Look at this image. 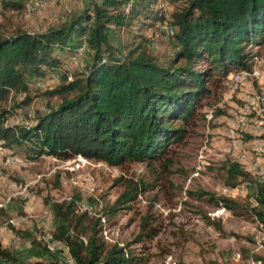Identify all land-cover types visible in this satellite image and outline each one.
<instances>
[{
  "label": "trees",
  "instance_id": "trees-1",
  "mask_svg": "<svg viewBox=\"0 0 264 264\" xmlns=\"http://www.w3.org/2000/svg\"><path fill=\"white\" fill-rule=\"evenodd\" d=\"M156 1L87 0L76 16L42 32L0 22V102L8 100L10 90L24 93L29 82L45 71L58 74L47 90L54 102L32 116L30 125L6 124L11 112L0 108V148L15 146L28 160L79 155L121 166L127 160L152 162L170 142L181 138L185 129L179 122L191 116L199 98L208 92L211 72L224 77L233 69L249 70L242 47L264 40V0H183L165 14ZM24 2L0 0V9L19 10ZM155 24L171 27L169 34L162 31L169 53L155 54L150 38L141 32ZM113 30L129 36L126 45L111 41ZM79 36L85 38L88 57L82 71L68 76L62 53ZM199 63L205 67L198 68ZM162 163L166 166L169 159ZM219 178L231 189L254 177L236 160L226 159ZM115 181L121 190L112 202L99 205L87 198L89 205H99L98 215L77 210L79 194L49 205L52 236L66 247L72 264L149 263L147 254L130 248L156 233L148 211L139 219L131 241L108 242L102 235L101 218L112 220L150 185L123 174ZM251 181L253 204L201 189L186 193L207 196L213 206L250 218L264 231V184ZM207 222L223 233L219 220L207 218ZM0 257L14 260L1 245Z\"/></svg>",
  "mask_w": 264,
  "mask_h": 264
},
{
  "label": "rangeland",
  "instance_id": "rangeland-1",
  "mask_svg": "<svg viewBox=\"0 0 264 264\" xmlns=\"http://www.w3.org/2000/svg\"><path fill=\"white\" fill-rule=\"evenodd\" d=\"M23 1V7L19 10L0 9V22L30 33L42 32L76 16L87 2L44 0L40 8L31 12L25 9L27 0ZM182 2L183 0H157L156 7L165 3L167 13ZM163 30L162 25L156 24L141 29L142 34L150 38L155 54L165 50L170 52L166 47ZM109 35L111 41L119 47L129 41V36L121 31L113 30ZM256 39L258 41L260 37L257 36ZM242 51L247 58L245 62L249 67L248 75L234 84L228 73L234 74L238 69L229 71L224 77L215 71L211 72L210 83L206 84L208 92L199 98L191 116L184 123L179 122L185 133L181 138L170 142L161 156L152 162L127 160L121 166H109L94 159H79L77 156L59 159L50 155L28 160L15 146L11 149L1 147L0 198L9 192L14 193L6 211H1V216L3 219L10 218L15 224L13 229L23 234L18 236L13 246H32L28 235L36 239L38 230L33 218L45 215L44 207L49 208L53 202L79 194L78 211L82 210L81 204L89 205L88 197L99 205L112 202L121 190L115 179L123 174L141 178L150 185L139 193L129 208L120 210L112 220L107 221L103 216L101 227L106 232V241H131L138 233L139 219L148 211L153 218L151 224L155 227V235L150 240L143 241L144 243L130 245L135 252L143 251L147 254L148 264H264V231L256 221L233 216L225 209L213 206L207 201V196L196 198L186 193L201 189L215 196H229L253 204L255 185L251 180L254 178L241 181L231 189L225 188L219 178L220 166L224 160L237 161L235 153L224 150L232 139H239L247 152L251 151L252 140L253 144L258 141L264 148V129L252 136L235 123L232 127L228 125L243 110L247 119L255 116V109L249 104V84L253 87V96L264 91V40L260 45L253 44V41L247 42ZM62 55L64 61V52ZM87 57L85 52L75 62H66L64 67L62 63V68L68 76L80 72L84 69ZM197 67L205 66L199 63ZM252 70L255 72L253 75L250 74ZM48 76L50 77L47 78ZM53 78L55 75L51 77L50 71H45L41 77L50 87L57 81ZM33 82L35 80L29 82L24 93L18 94L10 90L8 100L0 102V108L11 112L5 120L6 124L29 123V116L34 117L37 112L44 110L46 104L54 102V97L47 94L50 87H38ZM24 98L27 100L22 103ZM259 107L264 118V104H259ZM8 152L28 161L20 165L4 164L2 157ZM165 158L169 159L166 166L162 163ZM23 186L26 187L28 200L33 206L30 213L24 212L26 200L17 195ZM99 205H90L92 209L88 212L98 215ZM50 213L52 215L51 211ZM207 218L219 220L224 234L215 230L207 222ZM37 244L39 248L45 249L41 241L37 240Z\"/></svg>",
  "mask_w": 264,
  "mask_h": 264
},
{
  "label": "built area",
  "instance_id": "built-area-1",
  "mask_svg": "<svg viewBox=\"0 0 264 264\" xmlns=\"http://www.w3.org/2000/svg\"><path fill=\"white\" fill-rule=\"evenodd\" d=\"M43 4H44V0H27L25 3V9L27 11L32 12L40 8ZM159 8L162 14L166 13L167 6L165 3H161L159 5ZM163 27H164L165 32H167L168 34L171 33L170 26L164 25ZM87 51H88V48H87L84 36H79L77 38H74L73 42L68 43L64 47L63 52L65 55H64V61H63L64 63L63 67L65 66L66 62H69V61L75 62L79 55H82ZM50 73H51V77L54 74L55 78L53 79L57 80L58 74L57 73L55 74V72H50ZM254 73L255 72L253 70L250 71L251 75H253ZM228 75H230L232 81L234 82V84H236L237 82L242 81L245 78V76L248 75V72L247 70L238 69L236 73L234 74L228 73ZM49 77L50 76H48L47 78ZM33 83L34 84L36 83V86L38 87L43 86L45 89L46 87H50V85L44 83V79H41V78L35 79V82ZM44 85H47V86H44ZM248 87H249L248 94H251V97L249 99V104L253 105L252 108L255 109V116L251 119L250 118L247 119V117H245V111L243 110L241 114L239 115V117L238 118L236 117L234 121H232L228 125L232 127V125L235 123L236 126L239 125L240 129L243 130L245 133H248L249 135H252V136L253 135L256 136L264 126V118L260 112L261 109L259 107V104L260 105L264 104V91L260 92L259 95L255 94L253 96V93H254L253 87L250 84L248 85ZM245 100H247V97L245 98ZM244 108H246V105L244 106ZM206 117H209V115H206ZM28 119H29V123H25L26 125H30L32 123V116H29ZM228 136H231V135H228ZM250 145H251L250 147L251 151L247 152L242 147L241 141L239 139L237 140L232 139L230 143H228L225 146L224 150L235 153L238 163L243 162L248 157L252 165L254 166V168H251L248 171V173L252 176L254 175V178L256 180L264 184V156H263L264 148L258 141H254V144H253V140H252L250 142ZM77 157L79 159H83V157L79 155H77ZM25 161H28V160L17 157L16 155L11 154L10 152L3 154V157H2V163L7 164V165H20V164H23ZM1 178H2V174L0 171V179ZM25 190H26V187L23 186L17 195H19L23 199H28L29 196ZM223 191H225L224 188H223ZM13 197H14V193L9 192L8 194L0 198V229L8 225H13V221L10 218L3 219L1 216V211L6 209L7 204L11 201ZM31 209H32L31 207H28L27 213H30ZM81 209L90 211L92 209V206L87 205V204H81ZM45 213H46L45 215H41L37 218H33L34 226L38 229L36 239L38 241H41L47 250L54 252L58 250L60 246H63V245L58 240L54 239L52 236L51 231L54 225V218L51 215L50 210L49 212L45 210ZM101 222H104L103 218H101ZM105 233L106 232L104 228L102 227V235L104 238H106ZM64 264H72L71 258L70 257L67 258Z\"/></svg>",
  "mask_w": 264,
  "mask_h": 264
},
{
  "label": "crops",
  "instance_id": "crops-1",
  "mask_svg": "<svg viewBox=\"0 0 264 264\" xmlns=\"http://www.w3.org/2000/svg\"><path fill=\"white\" fill-rule=\"evenodd\" d=\"M264 128L261 129V131ZM260 131V132H261ZM240 163V162H239ZM240 164L244 165L242 166L245 171H249L251 168H254L252 165L250 159L247 157L246 160L241 162ZM29 199V197H28ZM25 199L24 201V212H28V207H31L33 209V206H31L30 200ZM31 209V211H32ZM46 211L49 212L48 208H45ZM6 211L3 210L2 213ZM15 224L11 225L13 228ZM21 232L19 230H11L9 226H5L0 229V245L3 248H6L11 256H13L14 260H5L0 257V264H53V261H62L59 264H64L65 260L69 258V254L67 252V249L65 246H60L58 250L56 251H46L43 248H39L37 244V240L34 236L28 235V237L31 239L30 242L32 243L29 247H25L22 245V247L19 246H13L14 242L16 243L18 236H22ZM25 235V234H24ZM37 245V248L35 247ZM23 251V252H22ZM53 259V261H52Z\"/></svg>",
  "mask_w": 264,
  "mask_h": 264
}]
</instances>
